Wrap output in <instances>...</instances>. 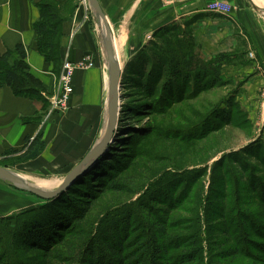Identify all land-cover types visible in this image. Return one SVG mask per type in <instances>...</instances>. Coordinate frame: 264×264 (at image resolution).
Instances as JSON below:
<instances>
[{
	"label": "rangeland",
	"instance_id": "rangeland-1",
	"mask_svg": "<svg viewBox=\"0 0 264 264\" xmlns=\"http://www.w3.org/2000/svg\"><path fill=\"white\" fill-rule=\"evenodd\" d=\"M100 2L113 31L116 57L123 64L122 76L127 64L134 59L133 55L141 49H147L145 55L148 59L154 53L157 54L158 46L162 45L160 35H155L159 27L168 25V27L176 29V27L188 25V29L193 30L190 24L197 18L194 17L190 21L182 20L183 18L176 21L172 20L158 26L161 15L157 16L156 14L155 0H150L148 14H143V8H140L141 4H146L145 0H100ZM132 4L133 8L131 7ZM261 6L264 7V4H261ZM126 15L129 16L128 20H126ZM89 16L94 35L98 42L100 41L102 44L100 35L104 28L100 20L96 18L92 7ZM98 25L101 26V30H99ZM197 49L201 53V46H198ZM226 81L227 86H217V84L210 83L205 88L197 82L188 87L185 83L181 87L183 88L185 100L176 105L173 112L167 110L166 98L163 96L161 98L164 99H160L162 89L159 84L155 85L156 80L152 81L153 85L150 88L121 89L118 126L113 142L102 155V159H98L84 174L93 170L100 162L101 165L102 161L108 158L110 151L115 147L126 152V155L119 158V162L108 163L107 170L103 172L102 180L95 183L91 181L87 192L78 193L76 196L71 193L74 192L71 189H76L77 180L83 178L84 174L80 175L79 179L63 192V194L70 192L69 196L73 200L70 201L69 209L64 211L61 208L59 210L60 213H64L59 217L62 223L58 224V230L66 231L74 219L78 228L73 235L69 233L70 238L78 233L84 234L86 233L85 229L92 227L94 222L97 223L96 226L101 225L102 218L106 214H116L123 206L136 200L139 195H148L156 186L161 184L163 178L166 177L164 181L168 178L171 180L176 178L174 180L176 186L174 191L172 189L173 183L166 185L170 189L171 195L168 192L170 196L161 199L169 206L161 205L157 208L161 215H164V209L171 208L174 200L177 199L178 205L170 211L172 224L170 223L169 232L172 238L182 236L190 228L189 223H192L194 210L200 211V209L206 207L208 211V215L204 220L206 225L204 236L206 239L203 242L205 256L207 254L206 247L208 246L211 259L218 261L220 264H264V235L256 232L258 230L253 224V222L264 224V158H261L260 155L257 157L256 154L250 155L253 153V147L259 146L264 149V139L259 135L260 132H255L253 136H249L248 129H244L245 124L240 125L243 119L240 117V113L235 114V109L233 125L226 126L227 123L221 120V114L217 110L220 99H223L225 95H232L233 91H237L239 94L242 85L241 83ZM213 85L216 86L212 87ZM212 106L214 107L209 111ZM208 115L209 117H207ZM210 120L212 121L210 122ZM118 128L121 129L119 133H117ZM223 153L226 154L225 156L233 157L236 162L224 158V156L222 157L221 154ZM11 160V157H0V164L24 172V175H28L29 180L33 183L44 182L45 185L56 186L66 177L62 173L50 174L44 172V174H39L33 170L27 172L30 169L28 164L14 166ZM215 162H217L215 165L216 170L212 177L211 166ZM251 164L255 168L254 173L260 178L258 180L263 183V189H260V191L256 187L257 178L247 171ZM206 167L208 168L207 172ZM228 175H231L232 184L227 182ZM122 182L128 184L122 185ZM116 184L121 185L124 191H115ZM223 189L227 191L226 205L228 210L226 214L227 217H230L228 220L230 223H228L234 231L236 225L231 220L232 215H236L238 218L236 222L240 239L238 243L233 241L232 238L225 239L217 233L212 234V236L209 235V231L210 234L212 233V227H216L219 223L216 220L218 209L214 211L215 208L212 204H217L216 197L222 196ZM131 192L133 193L131 194ZM63 194H59L56 199H59ZM23 195L35 197L0 179V218L5 219L11 217V215L15 216L10 218L8 224L4 226L0 224V233H2L0 253L4 251L7 255L8 252H11L12 256H14V253L19 254L18 256L23 264H45L47 261L53 264H63L56 258L58 251L61 252L65 249L66 243H60V241L65 239L67 234L61 237L59 232L54 242L52 241L53 245L47 247L50 251L52 250L50 257L44 256V251L40 249L42 247L39 244L35 246L36 249L33 247L34 245L28 247L19 245V248L16 247L15 249L13 234L19 229L15 220L20 221L17 213L20 211L18 208L21 203L18 202V198ZM53 199L45 201L35 198L34 200L46 205V207H43L42 214L47 215L51 209L56 208L54 204L57 200ZM77 207L84 208L83 214L78 215ZM112 208H115V211H110ZM202 214H198V217L202 216L204 219V214ZM37 217L41 218V216ZM77 219L79 220L77 221ZM211 223L213 224V226H210L211 229L207 228L206 230V227ZM132 225L134 226L130 228L132 231L131 238L134 239L140 233V227L135 225L134 221H132ZM124 227L123 225L121 229ZM260 230L262 232L263 229ZM98 234L97 230L94 231L91 233L90 239ZM210 237L216 238V240L219 239V241L225 239L226 242H223L219 250L217 249L219 245H213ZM134 245L135 243H132L128 247ZM188 247L174 246L170 250L169 259L164 261V264H184L183 261L189 260V258L183 259L190 249ZM232 252L238 254L230 256ZM71 264L78 263L72 261Z\"/></svg>",
	"mask_w": 264,
	"mask_h": 264
},
{
	"label": "trees",
	"instance_id": "trees-1",
	"mask_svg": "<svg viewBox=\"0 0 264 264\" xmlns=\"http://www.w3.org/2000/svg\"><path fill=\"white\" fill-rule=\"evenodd\" d=\"M39 8L40 17L35 23V30L37 33L36 44L38 50L46 58L47 62L52 64L53 72L60 75L64 62L61 52L63 23L72 17L71 14L75 9V4L73 3L70 5L68 3L64 6H60L57 3L46 1L40 3ZM188 27V25L184 27L180 26L179 28L176 27V29L173 27L170 28L168 25L159 27L156 30L155 35H160L162 38L160 41L162 43L160 46L162 47L158 46V51H156L157 54L154 53V55H151L150 59L145 55V51L147 50L145 48L133 55L134 59L127 64L122 76V90L143 87L150 88L153 85L152 81L156 80L157 83L155 85L157 86L159 84L162 89L160 99H164L161 98L164 96L166 98L167 110L173 112L175 106L185 100L183 88H181L185 83L187 87L190 85L193 86L195 82L200 83L199 85L203 86V88L207 87L210 83L217 84V86H227L228 83L223 76V65L225 60H230V54L220 53L216 57L210 59L204 58L197 49L198 44L193 30H189ZM27 57V49L21 44L17 45L13 50H8L5 53L0 54V87H10L13 93L19 97L39 99L45 103L46 107H48L50 102L45 95L46 89L44 84L40 78L32 73ZM214 86L216 85H213L212 87ZM231 94L232 95L230 96L225 95L223 99H220L221 102L219 101L217 110L221 114L220 118L227 123L226 126H231L235 120L234 111L236 110L235 114L240 113V117L243 119V121L240 122V125L245 124L244 129H248V134L251 136L254 130V125L249 117V113L244 110L239 103L237 97L238 92L233 91ZM213 107L214 106L210 107L209 111ZM209 115L207 117H209ZM224 118L226 119L224 120ZM212 120H210V122ZM120 131L121 129L118 128L117 133ZM45 146V141L40 133L33 139L27 137L22 149L9 150L2 156L6 158L11 157V162L14 166L18 164L30 165V161L36 160L43 153ZM252 152L253 153L250 155L256 154L257 157L260 155L261 158H264V149L262 147H253ZM124 155H126V152L118 149V147L112 149L108 158H106L105 161H102L101 165L100 162L93 168V170L84 174L83 178L79 179L78 177L77 179L79 180L76 179V189H71L74 191L71 193L76 196L78 193L87 192L91 181L95 183L96 181L102 180L103 172L107 170L108 163L119 162V158ZM225 155V153L221 154L222 157L224 156V158L226 157L227 159L235 161L233 157ZM216 163L217 162L211 166L212 177L216 170ZM3 166L8 167V165ZM207 167L206 172L208 169ZM247 171L257 178L258 183L256 184V187L257 189L259 188L258 191L263 189V183L258 180L260 178L254 173L255 168L252 164ZM107 173L109 172L107 171ZM228 177L227 182L232 184L231 175H228ZM165 179L166 177L163 178L160 182L161 184L155 188L152 186L154 189L149 192L148 195L141 196L139 195L140 192L137 194L139 196L136 200L123 206L118 213L106 214L102 218L101 225L99 224L96 226L97 223L94 222L92 227L84 228L86 233H78L73 236V238L70 237L78 228L76 227V220H72L71 225L66 231L58 230V226L62 223L59 217L64 213H60L59 210L61 208H63L64 211L69 209L71 204L70 201L73 200L69 196L70 192L65 194L62 192L63 195L59 199H56V197L55 199L57 201L54 204V206L56 205V208L51 209L47 215L42 214V210H44L43 207H46V205L37 203L35 206L17 213L20 217V221L17 222L15 220L16 226L19 228L17 229V232L13 234L15 238L13 239L15 249L16 247L19 248V245L21 247L34 245L33 247L36 249L37 247L35 246H38L37 244H39L40 247H42L39 248L44 251V256L50 257L52 255V250L50 251L47 247L53 245L52 241L54 242L60 232L61 237L62 235L67 234L65 239L60 241V243H66L65 249L61 252L58 251L56 258V260H59L63 264H71L72 261H76L78 264H164V261L169 259L170 250L174 246H189L188 248L190 249L186 253L187 256L183 257V259L189 258V260L183 261L184 264H220L218 261L211 259V252L208 246L206 247L207 254L205 256L203 242L206 239L204 236L206 226L204 220L208 215L206 207L200 209V211L194 210L192 223H189L190 228L187 229L186 233L182 236H174L172 238V235L169 232V228L172 224L170 221V211L174 210L178 205L177 199L174 200V204L171 208L164 209V215H161L157 209L158 206L161 205L169 206L168 203L161 200L164 197L166 199L171 195L170 189L167 188L166 185L173 183V191L176 188L174 184L176 178H173V180L168 178L164 181ZM124 184L128 183L122 182V185ZM115 186V191H124L121 185L116 184ZM168 192H170V195H168ZM132 193L133 192H131V194ZM226 194V189H223L222 196L216 197L215 201H217V204H212L215 208L214 211L218 209L216 220H218L219 223L216 227L211 223L206 227V230L207 228L211 229L210 226H213L211 234L209 231L210 236L217 233L225 239L232 238L233 241L238 243L240 241L239 230L236 229L238 228V225L236 224L238 218L236 215H232L231 220L235 222L236 225L234 231L231 229L230 222L228 221L230 217H227L228 215L226 214V211L228 210V206L226 205ZM33 196L37 199L47 201V199L40 198L36 195ZM114 209L115 208H112L110 211H115ZM77 210L79 211L78 215H80L83 214L84 208L79 207ZM201 213L204 214V219L202 216L198 217V214ZM13 216L14 215H11V217L9 216L5 219L0 218V224L2 226L8 224V221ZM37 216H41V218H38ZM78 220L79 219H77V221ZM132 221H134L135 225L140 227V233L136 235L134 239L131 238L132 231L130 230V228L134 226L132 225ZM74 222L75 224H73ZM253 224H255L258 230L256 232L264 235V227H262L264 224H256V222H253ZM123 225L125 227L121 229ZM261 228L263 229L262 232L260 230ZM96 230L99 234L90 239L91 233ZM69 233L72 234L70 235ZM1 234L2 233H0V244L2 243ZM225 239L219 241V239L216 240V238L210 237L213 245H219L217 248L219 250L221 249L223 242H226ZM132 243H135V245L129 248L128 245ZM10 253L8 252L7 255H5L4 251L3 253H0V264H6V262H8V264H23L18 256L19 254L13 252L14 256H12ZM237 254L238 253L236 252H232L230 256ZM45 264L53 263L47 261Z\"/></svg>",
	"mask_w": 264,
	"mask_h": 264
},
{
	"label": "crops",
	"instance_id": "crops-1",
	"mask_svg": "<svg viewBox=\"0 0 264 264\" xmlns=\"http://www.w3.org/2000/svg\"><path fill=\"white\" fill-rule=\"evenodd\" d=\"M46 1L60 6L75 4L72 17L63 23L62 57L74 63L87 58L94 66L76 71L74 93L69 108L63 112L52 113L51 105L46 107L39 99L19 97L10 87H0V157L9 150L22 149L27 137L33 139L41 133L45 149L36 160L30 161L27 172L67 175L103 134L108 115V63L103 43L98 42L92 30L91 7L85 0H0V54L24 45L32 73L42 80L46 95L58 92L59 74L53 72L52 64L36 44L39 4ZM145 1L140 8L143 14H148L151 2ZM155 1L156 14L161 15L158 26L197 17L190 25L201 46V55L210 59L220 53L230 54V60L223 65V76L242 84L238 101L252 120V136L260 132L264 139V7L254 0H220L228 3L232 11L218 14L208 10L209 4L218 0ZM34 199L19 196V212L35 206L38 202Z\"/></svg>",
	"mask_w": 264,
	"mask_h": 264
},
{
	"label": "water",
	"instance_id": "water-1",
	"mask_svg": "<svg viewBox=\"0 0 264 264\" xmlns=\"http://www.w3.org/2000/svg\"><path fill=\"white\" fill-rule=\"evenodd\" d=\"M97 19H102L105 30L101 32V41L108 63L109 97L107 125L101 138L90 152L64 177L61 185L51 191H45L30 184L26 179L14 173L7 167L0 165V179L24 192L31 193L43 199H53L64 192L80 175L84 174L106 152L117 128L123 68L116 57L113 31L108 18L101 6L100 0H89ZM258 8V7H257Z\"/></svg>",
	"mask_w": 264,
	"mask_h": 264
},
{
	"label": "built area",
	"instance_id": "built-area-1",
	"mask_svg": "<svg viewBox=\"0 0 264 264\" xmlns=\"http://www.w3.org/2000/svg\"><path fill=\"white\" fill-rule=\"evenodd\" d=\"M88 3L87 0H85ZM210 12L218 14H228L232 11V7L223 1H214L208 6ZM250 57L253 58L254 54L250 53ZM94 66V63L89 59H83L79 63H74L69 59H65L62 65V69L59 75V87L58 92L52 96L46 95L51 105V112L59 111L63 112L69 108L70 99L74 93L73 78L77 70L89 69Z\"/></svg>",
	"mask_w": 264,
	"mask_h": 264
},
{
	"label": "bare ground",
	"instance_id": "bare-ground-1",
	"mask_svg": "<svg viewBox=\"0 0 264 264\" xmlns=\"http://www.w3.org/2000/svg\"><path fill=\"white\" fill-rule=\"evenodd\" d=\"M88 2H89V0H87ZM256 3H259V4H264V0H254ZM89 4H90V2H89ZM100 22H101V24L103 25V27H104V23H103V20L102 19H100ZM104 30H105V27H104ZM121 54V53H120ZM120 62V61H119ZM121 64V63H120ZM106 125H107V122H106V124H105V128H106ZM117 126H118V122H117ZM104 128V129H105ZM117 129V128H116ZM116 131V130H115ZM103 132H104V130H103ZM115 134V133H114ZM114 137L115 136H113V138H112V140H111V142H110V144L113 142V139H114ZM110 144L106 147V150L108 149V147L110 146ZM102 157V156H101ZM100 157V158H101ZM99 158V159H100ZM10 169V168H9ZM10 170H12L14 173H16V174H18L19 176H21V177H23L24 179H26L30 184H32L33 186H35V187H37V188H40V189H42V190H45V191H51V189H56L59 185H61V183H62V181H63V179H62V181L59 183V184H57L56 186H48V185H45V183H32L24 174H22V173H20L19 171H17V170H15V169H10ZM78 178V177H77ZM54 187V188H53Z\"/></svg>",
	"mask_w": 264,
	"mask_h": 264
}]
</instances>
